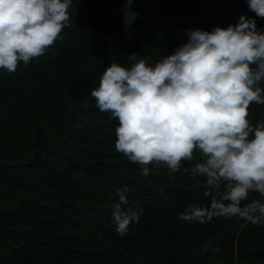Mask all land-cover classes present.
<instances>
[{
	"label": "trees",
	"instance_id": "obj_1",
	"mask_svg": "<svg viewBox=\"0 0 264 264\" xmlns=\"http://www.w3.org/2000/svg\"><path fill=\"white\" fill-rule=\"evenodd\" d=\"M125 4L73 0L63 41L15 73L0 69V264H264V226L180 220L186 205L210 204L205 178L163 168L143 177L115 150L118 120L90 96L112 62L136 53L154 63L187 42L185 29L241 15L264 29V19L244 0H134L126 30ZM250 111L253 124L264 119V106ZM125 185L124 207L143 215L121 236L111 211Z\"/></svg>",
	"mask_w": 264,
	"mask_h": 264
},
{
	"label": "clouds",
	"instance_id": "obj_2",
	"mask_svg": "<svg viewBox=\"0 0 264 264\" xmlns=\"http://www.w3.org/2000/svg\"><path fill=\"white\" fill-rule=\"evenodd\" d=\"M133 2L126 0L120 10L126 30L139 15L131 10ZM244 2L264 19V0ZM72 4L0 0V69L15 73L21 63L27 67L63 41ZM184 35L186 43L154 63L136 53L112 62L90 96L100 112L118 120L115 150L143 177L163 168L168 175L183 169L205 178L210 204L186 205L180 220L203 224L238 217L264 226V119L253 124L250 111L253 104L264 106V29L241 15L226 28L185 29ZM132 191L127 185L117 189L112 205V223L121 236L143 215L138 206L124 207ZM254 193L260 198H252Z\"/></svg>",
	"mask_w": 264,
	"mask_h": 264
}]
</instances>
